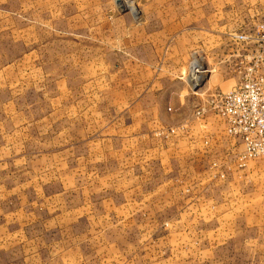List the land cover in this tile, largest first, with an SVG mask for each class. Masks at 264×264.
Wrapping results in <instances>:
<instances>
[{
    "label": "rangeland",
    "instance_id": "rangeland-1",
    "mask_svg": "<svg viewBox=\"0 0 264 264\" xmlns=\"http://www.w3.org/2000/svg\"><path fill=\"white\" fill-rule=\"evenodd\" d=\"M145 3L0 0V229L42 232L43 245L74 248L75 264H264L263 161L239 167L236 153L229 203L219 195L227 184L205 183L210 189L198 197L218 202L219 212L209 213L211 204L202 221L180 217L185 198L175 191L162 203L158 183L148 179L166 164L147 151L158 143L157 111L130 105L132 91L144 88L131 77L132 43L151 41ZM262 20L246 32L253 41H261ZM192 34L172 30L170 41H193ZM179 48L170 47L172 59ZM198 55L192 51L181 66L183 79L170 81L198 85L200 104L239 78L220 76L221 62L206 53L198 64ZM154 88L161 87L144 89ZM208 115L207 127L198 119V136L226 140L222 121ZM218 165L224 176L215 177L225 182Z\"/></svg>",
    "mask_w": 264,
    "mask_h": 264
},
{
    "label": "crops",
    "instance_id": "crops-1",
    "mask_svg": "<svg viewBox=\"0 0 264 264\" xmlns=\"http://www.w3.org/2000/svg\"><path fill=\"white\" fill-rule=\"evenodd\" d=\"M145 4L148 28L152 30L148 34L151 41H147L145 47H140L138 41L132 43L131 77L136 79L138 87L140 85L145 88L146 85L156 84L161 88L149 90L141 87L140 90L136 87L132 91L130 105L131 109L157 111L152 122L156 126L154 136L158 138V143L147 151L150 154V161H155V164H162L161 162L166 164L165 169L162 164L160 175L148 179H153L152 184L158 183L156 189L161 191L159 196L162 203L164 200L172 202L170 194L173 195L175 191L185 198L181 201L183 209L179 213L180 217L189 221L206 220L205 214L208 213L207 208L211 204L209 210L213 212L209 213L214 216L218 214L219 211L213 207V204L218 206V202L201 200L198 192L204 187L210 189L205 183L211 182V188H214L212 185H217L215 182L225 183L229 188H226L227 191L223 195L219 194L222 201L224 200L222 203L232 201V178L234 171L239 170L235 168L234 158L240 147L238 144L235 147L236 142L230 137L221 141L217 138L210 139L206 134L198 136V119L192 117L193 113L184 115L176 123L172 122L174 125L165 126L166 123L169 124L167 119H171L175 114L181 118L182 113L179 111L190 109L191 112L192 107L198 105V93L190 88L186 77L177 81L175 87H171L170 79L182 78L181 66L187 61L188 56H191L192 51L200 52L196 58L198 64L202 65V56L206 53L210 62L214 64L217 60L221 62L218 70L220 76L239 78L238 73L245 59L257 51L258 45L238 43L230 35L246 33L251 27L254 26V29L262 24L264 0H146ZM172 30L194 31L193 41H170ZM254 44L255 47L252 46ZM172 45L182 47V50L179 48L180 58L172 59L170 50ZM207 67L209 69L207 72L211 73V65L207 63ZM210 117L211 115L205 117L206 121L202 123L204 127L210 124ZM179 125H183L185 129L165 137V130L168 127ZM222 131L225 132L224 126ZM210 163H217V166L210 167ZM218 164L227 175L225 182H220L223 180L215 177L220 173ZM148 170L151 168L148 167ZM175 177L182 181L180 185L175 183ZM185 190L192 193H186ZM210 220L215 219L211 217ZM42 235V232L34 230L0 229V264H75L74 248L61 251L57 245H43Z\"/></svg>",
    "mask_w": 264,
    "mask_h": 264
},
{
    "label": "built area",
    "instance_id": "built-area-1",
    "mask_svg": "<svg viewBox=\"0 0 264 264\" xmlns=\"http://www.w3.org/2000/svg\"><path fill=\"white\" fill-rule=\"evenodd\" d=\"M259 32V29H257ZM231 37L238 43H257V51L245 59L239 71V80L227 91H215L198 104L193 111L195 119H205L210 113L223 123L225 134L240 147L237 165L244 167L251 159L264 162V33L253 41L250 33H236ZM194 62L191 63L192 67ZM183 125L170 126L165 137L183 131ZM212 166L216 167L217 163ZM220 177L224 172L220 170Z\"/></svg>",
    "mask_w": 264,
    "mask_h": 264
},
{
    "label": "water",
    "instance_id": "water-1",
    "mask_svg": "<svg viewBox=\"0 0 264 264\" xmlns=\"http://www.w3.org/2000/svg\"><path fill=\"white\" fill-rule=\"evenodd\" d=\"M121 9L122 10H125V8H121ZM202 83H203V81L200 82V84H202ZM198 87H199L198 85H195V86H192V89L193 90H196Z\"/></svg>",
    "mask_w": 264,
    "mask_h": 264
},
{
    "label": "bare ground",
    "instance_id": "bare-ground-1",
    "mask_svg": "<svg viewBox=\"0 0 264 264\" xmlns=\"http://www.w3.org/2000/svg\"><path fill=\"white\" fill-rule=\"evenodd\" d=\"M123 5H124V6H127V4H125V3H124Z\"/></svg>",
    "mask_w": 264,
    "mask_h": 264
}]
</instances>
